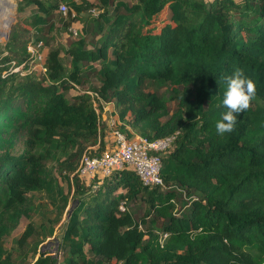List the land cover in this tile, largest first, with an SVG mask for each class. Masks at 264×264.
Wrapping results in <instances>:
<instances>
[{"label": "trees", "instance_id": "obj_1", "mask_svg": "<svg viewBox=\"0 0 264 264\" xmlns=\"http://www.w3.org/2000/svg\"><path fill=\"white\" fill-rule=\"evenodd\" d=\"M15 1L29 10L0 43V264H22L4 239L32 217L33 193L55 215L29 222L19 248L67 216L57 254L32 264H264V0ZM74 21L76 35L57 43ZM37 43L44 74L27 66ZM237 67L255 94L221 135L223 76ZM91 80L127 137L171 138L161 185L127 167L80 180L82 155L104 151L108 127L79 88Z\"/></svg>", "mask_w": 264, "mask_h": 264}, {"label": "built area", "instance_id": "obj_2", "mask_svg": "<svg viewBox=\"0 0 264 264\" xmlns=\"http://www.w3.org/2000/svg\"><path fill=\"white\" fill-rule=\"evenodd\" d=\"M58 11L65 16L67 7L60 4ZM73 34L76 35V31ZM43 51L41 43L27 46L29 70L45 73ZM13 65H15L14 62ZM75 90L79 89L76 87ZM88 93L98 98L96 93L90 91ZM100 103L102 104L101 101ZM102 106L104 108V104ZM106 123L109 126L112 147L109 150L105 149L97 156L83 154L78 167L79 174L90 178L94 177V173L106 176L113 171H120L127 167L131 168L143 183L161 185L159 154L169 146L171 138L148 140L135 134L129 138L120 131L117 117H109ZM124 207V202H120L119 209L122 211Z\"/></svg>", "mask_w": 264, "mask_h": 264}, {"label": "rangeland", "instance_id": "obj_3", "mask_svg": "<svg viewBox=\"0 0 264 264\" xmlns=\"http://www.w3.org/2000/svg\"><path fill=\"white\" fill-rule=\"evenodd\" d=\"M1 1V0H0ZM76 1H80V0H76ZM12 3L14 4V9L12 11V15H11V25L19 18L22 17L24 15H26L28 13L29 9H26L25 13H17L16 10V1L12 0ZM62 15V14H61ZM64 16V15H62ZM1 21V18H0ZM81 22L79 21H74L71 23V25L68 27V29H64L61 28V30L59 31V34H57V43L64 44L65 39H69V38H73L74 34L73 32L76 31L80 28ZM11 28V27H10ZM10 28H7V32L8 30H10ZM6 32V33H7ZM5 36H1L0 37V42H2L4 40ZM45 50V49H43ZM96 86V82L91 80L90 82L82 85L81 87H79L82 90L85 91H90L92 92V88H94ZM76 90L71 89L68 92V95L71 94H75ZM107 116V114H106ZM105 122V121H104ZM108 126V125H107ZM112 147V141H111V135L109 132V126L107 127V135L105 137V149L109 150ZM80 162V161H79ZM79 167V165H78ZM95 176H97V173H94V177H85L84 175L80 174V180H82L83 182L89 183L92 182L93 178H96ZM61 186L64 190V192H67V185L64 181L61 182ZM72 192V190H71ZM28 198L31 202V204L33 205L34 210L32 211V217L31 218H25L22 217L20 219V222L18 223V225L15 227V229L13 230L12 234L8 237H6L4 239V246L5 248H13L14 250V256L17 258V261H20L22 264H32V262L38 257L40 252H45L48 253L50 255H56L57 254V246H58V241L60 240L62 231L64 229L65 226V222H66V216L67 214H63L62 218L58 221V223L55 225L54 229H53V234L51 236L48 237H43V236H33L29 241L28 244L25 247L19 248L16 244H15V240H17L21 233L23 232V230L25 229V227L27 226V224L29 222H31L34 227L37 229V227L40 225V223H46L47 224V220L48 219H53L54 215H55V211L54 208L51 206V204L49 203V201L47 200V198L41 194V193H33V194H28ZM37 243L36 246V251L33 252V246ZM58 256L60 257L61 254L59 253Z\"/></svg>", "mask_w": 264, "mask_h": 264}, {"label": "clouds", "instance_id": "obj_4", "mask_svg": "<svg viewBox=\"0 0 264 264\" xmlns=\"http://www.w3.org/2000/svg\"><path fill=\"white\" fill-rule=\"evenodd\" d=\"M223 80L225 86L217 102L221 111L215 121V130L221 135L234 128L238 114L249 107L256 89L255 82L238 67L223 76Z\"/></svg>", "mask_w": 264, "mask_h": 264}, {"label": "bare ground", "instance_id": "obj_5", "mask_svg": "<svg viewBox=\"0 0 264 264\" xmlns=\"http://www.w3.org/2000/svg\"><path fill=\"white\" fill-rule=\"evenodd\" d=\"M13 9L14 4L12 3V0L0 1V37L4 36L7 32Z\"/></svg>", "mask_w": 264, "mask_h": 264}, {"label": "crops", "instance_id": "obj_6", "mask_svg": "<svg viewBox=\"0 0 264 264\" xmlns=\"http://www.w3.org/2000/svg\"><path fill=\"white\" fill-rule=\"evenodd\" d=\"M43 53H45V50L43 51ZM107 114V116H106ZM109 117H117L116 113L112 107L111 104H105L104 108H103V113H102V120L107 122V120L109 119ZM97 176H100L97 174Z\"/></svg>", "mask_w": 264, "mask_h": 264}, {"label": "water", "instance_id": "obj_7", "mask_svg": "<svg viewBox=\"0 0 264 264\" xmlns=\"http://www.w3.org/2000/svg\"><path fill=\"white\" fill-rule=\"evenodd\" d=\"M8 27H9V28L11 27V21L9 22ZM8 34H9V30H8V32L4 35V36H5V37H4V40H3L2 42H0V43H5V42L7 41V39H8Z\"/></svg>", "mask_w": 264, "mask_h": 264}]
</instances>
